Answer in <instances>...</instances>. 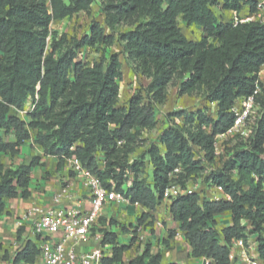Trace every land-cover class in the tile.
<instances>
[{
    "label": "trees",
    "instance_id": "trees-1",
    "mask_svg": "<svg viewBox=\"0 0 264 264\" xmlns=\"http://www.w3.org/2000/svg\"><path fill=\"white\" fill-rule=\"evenodd\" d=\"M95 2L102 25L93 22L81 38L52 33L53 22L88 14ZM245 5L255 13L254 0H0V154L14 157L31 140L44 156L56 159V170L75 159L103 187H114L129 204L154 211L175 170L184 190L215 163V137L233 124L234 104L253 93L264 64V24H223L213 11L220 6L239 12ZM181 22L201 28L200 39L188 40ZM115 43L134 74L148 80L123 105L119 53L90 65L78 60L82 52ZM170 87L178 98L196 95L214 104L215 116L206 109L171 112L170 123L149 143L141 135L156 128L155 107L166 103ZM259 104L249 149L239 141L222 168L206 176L199 187L203 193L197 189L170 199L169 213L192 258L231 264L232 243L242 239L247 246L254 236L264 261V99ZM11 133L14 140L5 142ZM39 161L33 156L27 165L0 164V216L6 200L30 196L31 170ZM215 186L230 200H209ZM225 212L231 224L218 230L217 218ZM135 241L134 235L128 245H119L116 233L103 231L100 245L111 246L112 254L101 264L121 262ZM38 253L37 244L28 240L11 264H34ZM128 264H161V256L146 245Z\"/></svg>",
    "mask_w": 264,
    "mask_h": 264
},
{
    "label": "crops",
    "instance_id": "crops-1",
    "mask_svg": "<svg viewBox=\"0 0 264 264\" xmlns=\"http://www.w3.org/2000/svg\"><path fill=\"white\" fill-rule=\"evenodd\" d=\"M213 11L219 22L223 24L231 23L235 18L245 19L253 16V13H250L246 5L239 12L221 10L220 6L214 7ZM182 26L197 32L198 37L196 40L189 39L179 24L182 33L190 41H198L203 34L202 29L197 26H187L184 23ZM129 98L130 96H128L125 103ZM119 105H122L120 99ZM211 106L215 105L208 104V107ZM176 110L174 109V111ZM3 139L5 142H12L14 140L12 133L4 136ZM33 156L39 158L40 165L31 170V180L28 188L30 196L27 199L17 197L6 200L5 211L0 216V264H11L17 252L22 249L24 243L28 240L34 241L32 221L24 218L27 211L33 207L47 209L57 206L53 198L61 188L67 187L70 198L69 200L64 199L58 206H71L83 211L90 209V199L87 190L83 186L82 177L78 173H69V163L67 162L63 168L56 170V159L54 157L44 156L43 151L34 146L31 140L25 142L19 148V154L14 157L0 154V164L5 168L17 167L21 164L27 165ZM103 168L104 164L100 156L99 170L102 171ZM169 205L170 200L167 198L163 199L154 211H148L144 207L136 204L132 205L128 202L107 204L102 208L97 222L90 230L88 240L81 243L77 249L79 252L85 253L101 246L102 233L103 231H107L116 233L119 245H128L132 236L135 235L136 237L135 243L123 254L122 261L117 264H128L131 259L142 253L146 245L150 246V253L152 255L159 254L161 256V264H206L207 260L204 258L190 257V246L185 240L184 233L179 230V224L171 218ZM145 214L148 217L143 223L139 226L135 224L137 219L139 220ZM113 221L126 223V230L128 232L122 231ZM230 224V213L225 212L217 218L216 228L221 230L230 226ZM130 225L133 226L132 229H130ZM135 228H137V233L134 234ZM96 237H99L100 241H97ZM60 238L61 234L56 233L47 238V241L56 243ZM34 242L38 245L37 241ZM246 247L251 257L259 258L254 236L248 238ZM102 248L104 249V258L111 257V246L105 245ZM4 254H6V259H3ZM230 260L231 264H248L242 259L239 249L231 251ZM34 264H41L38 257ZM210 264L213 263L211 262Z\"/></svg>",
    "mask_w": 264,
    "mask_h": 264
},
{
    "label": "built area",
    "instance_id": "built-area-1",
    "mask_svg": "<svg viewBox=\"0 0 264 264\" xmlns=\"http://www.w3.org/2000/svg\"><path fill=\"white\" fill-rule=\"evenodd\" d=\"M254 3L255 13L253 16L245 19L235 18L231 23L234 26L238 23L251 21L264 24V0H254ZM81 56H83V52ZM87 64L90 65L91 63L88 62ZM260 99H264V64L256 75L253 93L239 99L232 107L234 121L231 127L223 134L215 137L216 160L219 156L217 145L221 140L236 139L246 144L245 149H249L247 143L254 138L256 121L260 116ZM67 163L71 165L74 173H78L82 177L83 186L90 199V209L83 211L76 207L58 206L64 199L69 200L70 198L67 187H63L53 198L57 206L47 209L33 207L28 210L24 218L32 221V235L34 241L38 242V260L41 264H101V260L104 258L102 246L85 253L79 252L77 247L88 240L90 230L97 222L105 205L128 202V200L124 198L123 194L115 191L114 187H111L110 190L103 187L100 181L90 171L83 169L77 160L71 159ZM178 172L177 169L169 176V184L164 193V197L169 200L181 194L194 192L200 187L197 180L196 183H191L182 190L177 181L176 173ZM254 178L257 180V177L254 176ZM208 199L219 202L222 200L229 201L230 197L223 192L220 186H215L209 193ZM56 233L61 234L59 241L56 243L47 241V238ZM96 240L100 241L99 237H96ZM235 249H239L242 259L248 264H264L261 259L251 257L242 239L232 243L231 251ZM210 263V260L206 261V264Z\"/></svg>",
    "mask_w": 264,
    "mask_h": 264
},
{
    "label": "rangeland",
    "instance_id": "rangeland-1",
    "mask_svg": "<svg viewBox=\"0 0 264 264\" xmlns=\"http://www.w3.org/2000/svg\"><path fill=\"white\" fill-rule=\"evenodd\" d=\"M93 22H97L101 25L103 24V17L98 2L93 3V5L91 6V10L88 14L81 12L70 18H65L63 20L53 22L51 25V31L57 37L65 35L67 39H70L72 37L81 38L83 35H85V33L88 31L89 27ZM180 25L187 38L195 40L197 39L198 35L196 31H194L193 29L189 30L188 28H185L184 26H182L183 23H180ZM120 51L121 47L119 43H115L110 48L96 47L93 48V50L83 52V56L79 55L78 60L82 59L83 61H85V63L86 61L92 63L95 60H99L100 57L106 58L110 54L119 53V58L122 63L123 78L120 82H118V84L120 89V100L123 105L127 100L128 96H131L132 93L135 91L142 90L148 84V80H146L140 75L134 74L130 66L125 62L124 55L120 54ZM174 109H177L176 111L184 110L188 112H192L197 109H206L207 114H209L211 117L215 116L216 111L215 106L208 107V103L204 102L199 96H183L181 98H178L176 96V89L174 87H170L168 90L166 103L164 105L155 107V117L157 121L156 128L150 133H143L141 135V139L149 143L155 141L159 132L165 127H167V125L170 123L167 118V115L171 112H175ZM17 115L22 120H26L25 112H19L17 113ZM238 144L239 141L236 139H226L218 142L217 151L219 152V156L215 163H213L211 166L209 165L207 169H205L204 172L199 175L198 183L200 184V187L201 184H205L206 176L209 173L222 168L224 158L230 155V153H233L235 151V148L238 147ZM31 148L34 149V147L32 146ZM137 151L142 152L143 149L140 148ZM68 171L69 173L73 172L70 164H68ZM141 176L145 175L142 174ZM191 183H196V180L189 181L187 185H190ZM203 191L204 189H199V192L203 193ZM206 194L207 193L205 192L204 195ZM113 223L117 224L122 231L128 232V230H126V223H123L121 221H113ZM135 224H138V222H136ZM132 228L133 226L130 225V229ZM135 229L136 230H134V234L137 233V228Z\"/></svg>",
    "mask_w": 264,
    "mask_h": 264
}]
</instances>
